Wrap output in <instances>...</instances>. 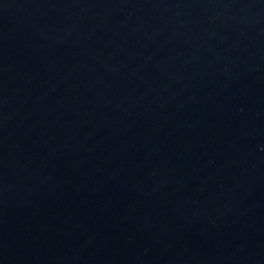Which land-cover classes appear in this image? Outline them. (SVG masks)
<instances>
[{
	"label": "water",
	"instance_id": "obj_1",
	"mask_svg": "<svg viewBox=\"0 0 264 264\" xmlns=\"http://www.w3.org/2000/svg\"><path fill=\"white\" fill-rule=\"evenodd\" d=\"M0 264H264V0H0Z\"/></svg>",
	"mask_w": 264,
	"mask_h": 264
}]
</instances>
